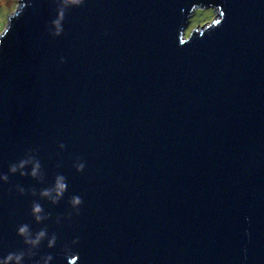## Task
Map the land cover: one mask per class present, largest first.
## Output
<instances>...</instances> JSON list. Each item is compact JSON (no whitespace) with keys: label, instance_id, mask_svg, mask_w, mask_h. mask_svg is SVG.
Masks as SVG:
<instances>
[{"label":"water","instance_id":"1","mask_svg":"<svg viewBox=\"0 0 264 264\" xmlns=\"http://www.w3.org/2000/svg\"><path fill=\"white\" fill-rule=\"evenodd\" d=\"M18 2L0 46V258L264 264V0ZM197 7L214 18L186 35ZM28 157L37 177L9 173ZM59 176L53 203L40 193ZM25 224L57 238L33 261Z\"/></svg>","mask_w":264,"mask_h":264},{"label":"clouds","instance_id":"2","mask_svg":"<svg viewBox=\"0 0 264 264\" xmlns=\"http://www.w3.org/2000/svg\"><path fill=\"white\" fill-rule=\"evenodd\" d=\"M70 2L73 5L81 6L85 3V0H70ZM69 3V0H64V4L67 5ZM221 17L223 18V13L221 12ZM62 19V13L58 15V19L54 22L53 26L55 28V34L60 35L62 29L60 26V20ZM3 24L0 23V46L3 45ZM63 63V59L60 61ZM59 147L63 149L64 145L60 144ZM30 166V167H29ZM76 170L78 172L83 171L85 165L83 162H80L77 160L74 164ZM27 169V171H25ZM19 172L21 176L29 175L33 178L37 177L40 174V162L39 160H36L34 157H28L25 160H21L18 163L12 164L9 167V173L15 174ZM8 176L7 175H0V181H7ZM55 188V196L52 195L53 189H45L43 190L40 195L44 198H50L53 203H55L62 195L63 192L67 188V184L64 180L63 176H59L56 179V182L54 183ZM22 191V189H21ZM82 200L81 197L76 195L72 197L71 200V206L73 209V213L78 214L79 206L81 205ZM43 209L38 203H34L32 206L31 214L33 215L36 222H41L48 217L46 215H42ZM72 213H69V216H71ZM61 220L60 216H57L55 218V223L59 224ZM17 235H19L23 241L24 244L29 249V252L27 253L28 259L30 261H33V258L36 254V250L39 249L42 242L46 241V247L48 249H51L56 244V235L55 234H49L46 228H41L38 232L33 233L28 225H21L17 228ZM77 241L73 240L72 244H76ZM35 250V251H32ZM67 253V250H65V254ZM25 256L26 253L21 252H9L6 256L3 258H0V264H25ZM53 260V257L48 254L41 256L39 259L34 260V264H51Z\"/></svg>","mask_w":264,"mask_h":264},{"label":"rangeland","instance_id":"3","mask_svg":"<svg viewBox=\"0 0 264 264\" xmlns=\"http://www.w3.org/2000/svg\"><path fill=\"white\" fill-rule=\"evenodd\" d=\"M19 5L18 0H0V23L3 24V29L7 23V18L10 13ZM215 10L213 7H197L194 9L187 26L185 27V34L191 26L194 27L210 21L214 18ZM201 23V24H200Z\"/></svg>","mask_w":264,"mask_h":264}]
</instances>
